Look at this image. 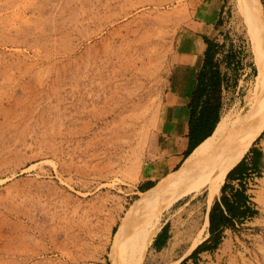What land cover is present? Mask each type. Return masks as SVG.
Returning <instances> with one entry per match:
<instances>
[{"label":"rangeland","instance_id":"374dc122","mask_svg":"<svg viewBox=\"0 0 264 264\" xmlns=\"http://www.w3.org/2000/svg\"><path fill=\"white\" fill-rule=\"evenodd\" d=\"M187 1L0 0V264H172L183 255L209 210L193 181L212 155L185 157L152 181L142 167L178 35L192 23ZM223 5L208 30L224 44L222 111L244 91L239 114L254 134L239 162L253 144L264 155V3ZM227 51L237 64L225 63ZM251 193L258 215L228 237L221 264H264V170Z\"/></svg>","mask_w":264,"mask_h":264},{"label":"trees","instance_id":"16d2710c","mask_svg":"<svg viewBox=\"0 0 264 264\" xmlns=\"http://www.w3.org/2000/svg\"><path fill=\"white\" fill-rule=\"evenodd\" d=\"M264 3V0H262ZM220 22V20H218ZM206 45L204 60L196 74L195 88L188 101V140L189 144L184 152V158L205 138L211 135L222 114V90L227 86V75L220 69L216 60L217 53L223 48L215 38L203 36ZM235 56L231 51L225 54V63L234 64ZM232 62V63H230ZM237 64V61H235ZM237 79L232 84L235 86ZM264 170V155L254 144L249 147L241 160L231 168L220 186L218 196L214 197L208 210V236L179 264H186L191 259L195 264V256L202 251L216 250L226 231L232 234L240 232L244 225L258 215L256 203L251 193L256 179L262 176ZM152 186V185H150ZM146 187L144 190L149 188ZM169 238L166 223L155 235L152 247L156 250L163 248Z\"/></svg>","mask_w":264,"mask_h":264},{"label":"crops","instance_id":"0c3cea01","mask_svg":"<svg viewBox=\"0 0 264 264\" xmlns=\"http://www.w3.org/2000/svg\"><path fill=\"white\" fill-rule=\"evenodd\" d=\"M187 3L194 7L191 11L192 23L180 31L172 55L167 88L149 144L150 156L142 167V176L148 181L171 172L184 160L183 154L189 144L188 101L204 60L206 45L203 36L214 37L215 34L210 36L208 30L223 14L224 0H188ZM232 235L227 230L219 247L214 251L198 253L195 264L229 263L232 238L229 242L228 237ZM186 264H192L191 259Z\"/></svg>","mask_w":264,"mask_h":264},{"label":"bare ground","instance_id":"6f19581e","mask_svg":"<svg viewBox=\"0 0 264 264\" xmlns=\"http://www.w3.org/2000/svg\"><path fill=\"white\" fill-rule=\"evenodd\" d=\"M244 95L245 92L241 91V95L237 96L239 100L238 104L231 102L225 106L212 134L200 142L184 160V164H187L197 161L207 153L212 155L208 161L206 171L193 181V189H198L193 195L201 190H205L208 209L210 208L212 198L219 193L220 186L224 182L227 172L238 162L254 137V134L245 127L239 114ZM261 106L262 109L258 119L259 122L264 123V99L261 101ZM207 226L208 216L206 215L204 224L198 230L197 235L191 240L183 255L172 264H178L180 260L194 250L202 241L201 235L207 229ZM205 236L207 235L205 234Z\"/></svg>","mask_w":264,"mask_h":264},{"label":"water","instance_id":"95a60500","mask_svg":"<svg viewBox=\"0 0 264 264\" xmlns=\"http://www.w3.org/2000/svg\"><path fill=\"white\" fill-rule=\"evenodd\" d=\"M217 123H218V122H217ZM217 123H216V124H217ZM215 127H216V125H215ZM215 127H214V129H215ZM214 129H213V131H214ZM213 131H212V132H213ZM212 132H211V134H212ZM206 213H208V210H207V212H206Z\"/></svg>","mask_w":264,"mask_h":264}]
</instances>
